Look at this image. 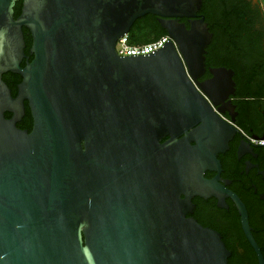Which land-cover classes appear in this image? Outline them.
<instances>
[{"label": "water", "instance_id": "1", "mask_svg": "<svg viewBox=\"0 0 264 264\" xmlns=\"http://www.w3.org/2000/svg\"><path fill=\"white\" fill-rule=\"evenodd\" d=\"M201 6L0 0V264H227L219 234L182 209L181 195L214 159L207 146L228 140L190 79L212 37ZM146 15L160 18L171 41L146 56H119L117 41ZM8 72L22 79L15 97L2 79ZM213 74V87L233 89L231 72ZM25 102L30 132L16 126Z\"/></svg>", "mask_w": 264, "mask_h": 264}, {"label": "flooded vegetation", "instance_id": "2", "mask_svg": "<svg viewBox=\"0 0 264 264\" xmlns=\"http://www.w3.org/2000/svg\"><path fill=\"white\" fill-rule=\"evenodd\" d=\"M228 3L243 11L240 25L244 28L241 37L245 46H228L225 31H213L202 0L197 17H204L212 37L204 54V67L194 70V78L190 77L219 123V139L223 141L228 136V140L224 146H207L208 154L214 159L205 164L203 178L196 188H186V195H181L182 209L187 219L219 234L229 252L227 264H257L234 198H239L245 206L251 234L264 257V147L251 141L264 139V0H229ZM222 5L224 1L219 0L218 8ZM153 17L157 28L145 40L168 35L159 23L160 18ZM179 23L189 28V19L180 18ZM25 56L31 60L30 54L25 52ZM26 61L22 59V67ZM217 70L231 72L233 89H216L210 84L213 71ZM26 106L27 102L25 110ZM6 114L11 117L10 113ZM25 118L24 115L16 126L31 131L32 121L31 125L27 124ZM200 126L201 123L197 124L191 131ZM167 139L163 138L162 142Z\"/></svg>", "mask_w": 264, "mask_h": 264}, {"label": "trees", "instance_id": "3", "mask_svg": "<svg viewBox=\"0 0 264 264\" xmlns=\"http://www.w3.org/2000/svg\"><path fill=\"white\" fill-rule=\"evenodd\" d=\"M223 1L224 5L218 8L219 0H204V12L206 14L207 21L215 33L219 31H225V34L227 35L225 43L228 46H245V39L241 37V32L244 31V28H241L240 25L244 15L243 11L240 8L234 7V5L231 3H228L229 0ZM21 8L22 1H19L14 7L15 19L20 15ZM156 28L157 20L153 17V15H146L138 19L133 24L128 33V44L132 46H145L153 41L158 40L159 38L145 40V37H147L151 31L155 30ZM23 33L26 44L25 52L26 54H30L29 51L32 45V38L30 32L26 28H23ZM2 79L11 90L12 96L15 97L17 94V85L22 80L21 77L17 74L9 73L8 75L4 74ZM9 116L10 115L5 114L6 118ZM25 117L26 123L31 125L32 118L30 110L27 106L25 110Z\"/></svg>", "mask_w": 264, "mask_h": 264}, {"label": "built area", "instance_id": "4", "mask_svg": "<svg viewBox=\"0 0 264 264\" xmlns=\"http://www.w3.org/2000/svg\"><path fill=\"white\" fill-rule=\"evenodd\" d=\"M169 39V36L165 35L145 46H132L128 44V35H125L117 41L115 50L121 57L146 56L161 49ZM251 141L258 145H264V139H252Z\"/></svg>", "mask_w": 264, "mask_h": 264}]
</instances>
